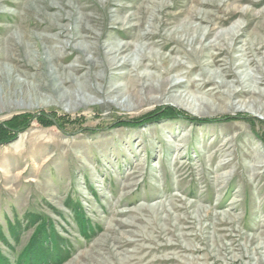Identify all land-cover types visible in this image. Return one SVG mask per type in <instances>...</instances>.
Masks as SVG:
<instances>
[{"label":"rangeland","instance_id":"1","mask_svg":"<svg viewBox=\"0 0 264 264\" xmlns=\"http://www.w3.org/2000/svg\"><path fill=\"white\" fill-rule=\"evenodd\" d=\"M263 58L264 0H0V123L32 116L0 144V252L43 227L57 264H264V99L235 83Z\"/></svg>","mask_w":264,"mask_h":264},{"label":"trees","instance_id":"2","mask_svg":"<svg viewBox=\"0 0 264 264\" xmlns=\"http://www.w3.org/2000/svg\"><path fill=\"white\" fill-rule=\"evenodd\" d=\"M158 112L150 113V116L155 117L157 116ZM159 113L161 115H158V117H173L174 115H183L180 117L187 118L188 120H192L196 123L203 122L202 119H196L188 116L187 114H178L177 111L172 110L170 108H164V110H161ZM31 118L32 116L30 114H21L0 123V144L10 143L14 140V138L19 132L25 131L30 126ZM35 120L43 128H48L52 125L62 127L67 124L73 125L75 123H79L78 120L71 121L65 116H58L55 112L52 111L48 113L41 112ZM140 120H143V118L141 117L138 120H135L134 122H138ZM42 228L39 227L38 229H36L31 241L29 242L25 250L21 253V255H19L15 264H57L63 261V252L57 248L56 244L58 243L54 241V235L50 237V234L47 235L45 233V228ZM50 243H52L53 247L56 248H49L48 246L51 247ZM50 254H54V258L49 259ZM0 264H10L9 260L4 257L1 252Z\"/></svg>","mask_w":264,"mask_h":264},{"label":"bare ground","instance_id":"3","mask_svg":"<svg viewBox=\"0 0 264 264\" xmlns=\"http://www.w3.org/2000/svg\"><path fill=\"white\" fill-rule=\"evenodd\" d=\"M192 30H193V32L194 33H196V34H198L199 32H200V34L202 33L201 32V28H200V26L199 25H196V26H194V27H190ZM236 28V27H235ZM235 28H233V29H235ZM228 31V30H227ZM229 32L231 33V35H232V33H233V30L231 29V30H229L227 33H225L226 35L227 34H229ZM187 34V33H186ZM199 43V42H198ZM212 45V44H211ZM210 45V46H211ZM212 47H215V45L214 46H212ZM115 51V50H114ZM245 51V50H244ZM262 61H263V63H264V58L262 59ZM248 62V61H247ZM215 63V62H214ZM216 64V63H215ZM249 65H251V63H249ZM242 67H243V65H242ZM258 70V67L256 68V74H259L260 75V77H256V76H254L253 74H248V75H246V76H244L243 77V79L241 80V81H236L235 83L236 84H239V83H244V82H252L253 83V85H254V88H257L258 90H257V92H254L253 94L255 95V96H257L258 98H261V99H264V89H262V90H260L259 89V87H261V86H264V74H261L262 73V71H261V73H259V70ZM264 73V72H263ZM231 75H233V74H231ZM215 76H216V74H215ZM214 77V75H210V77H209V79H212ZM205 80V79H204ZM221 84V83H220ZM223 84V83H222ZM227 87V86H226ZM229 87V86H228ZM231 89L232 88H228L227 89V95H228V97L229 96H235V95H237V93L236 92H234V91H231ZM252 93V92H251ZM187 100V99H186ZM250 104H252V106H254L255 107V109L257 110V111H260V112H262V113H264V103H261L260 105H258V104H256V101L255 102H250ZM260 114V113H259Z\"/></svg>","mask_w":264,"mask_h":264}]
</instances>
